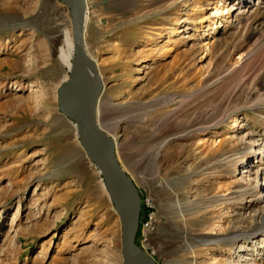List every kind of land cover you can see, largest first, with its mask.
Wrapping results in <instances>:
<instances>
[{
  "label": "rangeland",
  "instance_id": "rangeland-1",
  "mask_svg": "<svg viewBox=\"0 0 264 264\" xmlns=\"http://www.w3.org/2000/svg\"><path fill=\"white\" fill-rule=\"evenodd\" d=\"M87 6L99 118L152 199L138 244L160 264H264V0ZM70 38L64 0H0V264H123L105 176L58 103Z\"/></svg>",
  "mask_w": 264,
  "mask_h": 264
},
{
  "label": "water",
  "instance_id": "water-1",
  "mask_svg": "<svg viewBox=\"0 0 264 264\" xmlns=\"http://www.w3.org/2000/svg\"><path fill=\"white\" fill-rule=\"evenodd\" d=\"M64 1L71 12L74 56L71 79L58 89L59 107L68 117L77 121L104 156L108 190L121 221V251L126 264H160L136 240L141 215L140 188L120 162L114 138L98 125L92 104L83 90L90 62L84 42L87 0Z\"/></svg>",
  "mask_w": 264,
  "mask_h": 264
},
{
  "label": "bare ground",
  "instance_id": "bare-ground-1",
  "mask_svg": "<svg viewBox=\"0 0 264 264\" xmlns=\"http://www.w3.org/2000/svg\"><path fill=\"white\" fill-rule=\"evenodd\" d=\"M127 1H130V0H127ZM87 13H88V6H87V9H86V12H85L84 31H85L86 25L88 23V15H87ZM84 42H85V33H84ZM85 50H86V44H85ZM86 53L88 55L87 50H86ZM59 56L61 57L62 61L64 60L68 64L67 66H69V68H70L69 70L71 71L72 70V66H73V56H74V40H72V38H70L68 40L66 48L65 47H61V49L59 50ZM88 57L90 59V62H89L88 72H87V75H86V78H85V81H84V84H83V88H84L83 90H85L84 92H85V94L87 95L88 99L90 100V102L92 104V107L94 109L95 118H96V121H97L98 125L102 129H106L104 123L101 120V118H99L100 97H101V93H102L103 89L105 88L104 87L105 83L103 81L104 79H103V77L101 75V71H100L99 65L89 55H88ZM70 79H71V74H70ZM63 114L65 116H67L65 113H63ZM68 118H70V117H68ZM72 121H74V120H72ZM75 122H76V127H77L76 130H77V133H78V137H79L80 143H81L82 148L84 150V154L87 156V158L92 163H94V164H96L98 166V168L100 169V172H102L103 176H105V179H106L105 180V187L108 190L107 168H106V163H105L104 156L100 152V150L96 147V145L89 139L87 134L81 129V127L78 125L77 121H75ZM114 140H115V138H114ZM115 144H116V140H115ZM116 147H117V144H116ZM117 153H118V148H117ZM118 157H119V153H118ZM119 160L122 163V165L124 166V164H123L122 160L120 159V157H119ZM108 193H109V190H108ZM109 195H110V193H109ZM110 197H111V195H110ZM111 199H112V197H111ZM112 202L114 204L113 199H112ZM151 204H152V199L151 198H149V197L148 198L145 197L143 199L141 198V209H142V205H144V207H143L144 211H145V208L147 206H150ZM114 208H115V205H114ZM115 210H116V208H115ZM140 212H141V210H140ZM120 228H121V221H120ZM143 228L146 229V233H147L148 230L153 228V214H152V212H150L149 218L143 223ZM121 244H122V241H121ZM144 244L141 245V246L144 249H146L155 258L156 251L152 250V249H149L148 245L147 244L144 245ZM121 253H122V251H121ZM122 257H123V264H126V258L123 256V254H122Z\"/></svg>",
  "mask_w": 264,
  "mask_h": 264
}]
</instances>
